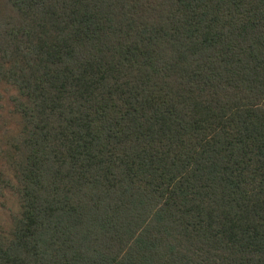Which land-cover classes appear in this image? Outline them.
<instances>
[{
    "label": "trees",
    "instance_id": "obj_1",
    "mask_svg": "<svg viewBox=\"0 0 264 264\" xmlns=\"http://www.w3.org/2000/svg\"><path fill=\"white\" fill-rule=\"evenodd\" d=\"M0 264H264V0H0Z\"/></svg>",
    "mask_w": 264,
    "mask_h": 264
},
{
    "label": "rangeland",
    "instance_id": "obj_2",
    "mask_svg": "<svg viewBox=\"0 0 264 264\" xmlns=\"http://www.w3.org/2000/svg\"><path fill=\"white\" fill-rule=\"evenodd\" d=\"M1 169V163H0ZM17 214V204L13 194L7 189H4L0 185V223L7 227L10 224V220Z\"/></svg>",
    "mask_w": 264,
    "mask_h": 264
}]
</instances>
